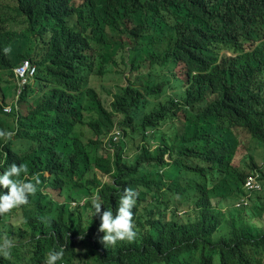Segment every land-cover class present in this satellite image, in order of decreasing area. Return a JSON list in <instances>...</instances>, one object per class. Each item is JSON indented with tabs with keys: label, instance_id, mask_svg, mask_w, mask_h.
<instances>
[{
	"label": "trees",
	"instance_id": "1",
	"mask_svg": "<svg viewBox=\"0 0 264 264\" xmlns=\"http://www.w3.org/2000/svg\"><path fill=\"white\" fill-rule=\"evenodd\" d=\"M24 59L34 83L7 115L12 85L0 86V130L14 133L0 139V173L23 163L40 184L0 216V238L15 245L0 264H45L59 249L57 264H82L87 251L96 264H264L263 217L233 208L247 174L264 178L253 162L264 147V0H0V72ZM114 123L124 138L101 155ZM239 149L247 173L233 164ZM126 187L138 192L137 238L105 246L92 200L115 214Z\"/></svg>",
	"mask_w": 264,
	"mask_h": 264
},
{
	"label": "clouds",
	"instance_id": "2",
	"mask_svg": "<svg viewBox=\"0 0 264 264\" xmlns=\"http://www.w3.org/2000/svg\"><path fill=\"white\" fill-rule=\"evenodd\" d=\"M10 52H11L10 48L5 49V53H10ZM24 62H27V71L25 72L24 76L21 77L18 75L19 72L18 68ZM31 68H33L32 73L30 72ZM35 72H36V65L29 59H24L20 61L12 68V77L15 86V91L13 94V91L11 90V97L13 95L12 99L10 100L9 103L2 106L3 114L7 115L10 114L12 111L14 112L18 109V100L20 98L21 92L25 86H30L34 83ZM14 86L12 85V89ZM5 106H10L11 111L9 113H5L3 111V108ZM114 130H118L120 132V135L115 142H112L110 140V133L113 132ZM13 135L14 133L11 131L0 130V139H3L5 142L11 140ZM103 137H106V142H102L101 138ZM103 137L100 138L101 146L106 148L105 150L107 151L110 148L113 149L114 146L118 144V142L121 139L124 138V135L121 129L118 127V125L114 123L112 128ZM28 172L29 169L26 164L23 163L17 164L14 162L11 165H9L7 169H5L2 173H0V188L7 190L6 194H0V216H6L9 213H11L13 209H17L21 206L29 204V197L34 196L37 193L40 181L38 179L35 182L29 180ZM260 180H261V176H260ZM261 185H262V180H261ZM261 190L259 192H261ZM242 194L243 192L241 186V194H239V197ZM254 194H252L251 198L254 196ZM137 197H138V192L136 190H134L131 187L124 188L123 193L120 196L119 206L116 209L115 214L113 213L112 210L109 209L101 212L102 204L99 202L98 199L92 200V206L95 209V215H99L100 217V224L98 231L104 234L101 242L105 246L114 247L118 242L121 241H128L129 243H131L137 238L136 224L134 222V213H133V209L137 203ZM251 198H250V202H251ZM247 207H245L244 209H246ZM14 246L15 245L12 239L8 237L0 238V256H3L5 259L9 258L11 256V249ZM63 257H64L63 249L54 250L50 252L46 257L45 264H57V261L62 260Z\"/></svg>",
	"mask_w": 264,
	"mask_h": 264
},
{
	"label": "rangeland",
	"instance_id": "3",
	"mask_svg": "<svg viewBox=\"0 0 264 264\" xmlns=\"http://www.w3.org/2000/svg\"><path fill=\"white\" fill-rule=\"evenodd\" d=\"M117 37V35H115V38ZM155 82H158V78H154ZM4 81H7L8 84L9 83H12L11 85L14 86V82H13V77H9L8 76V72L6 71H1L0 72V86L1 87H4L7 83H5ZM106 86L108 88H111L113 90V82L111 81H106ZM92 84H95L97 86L98 84V81H93ZM11 90L13 91V94H14V91H15V86L13 87H10L7 89V91H5L6 93V103H9L10 100L12 99L11 97ZM169 93V91H168ZM168 93L166 92V95H168ZM160 98L162 97H158L157 99L160 100ZM149 100H155V98H149ZM6 123L9 125V126H13L14 125V122L15 120L12 119L11 117H4ZM81 130L83 132H85L86 134V137H89L91 139L95 138L94 134L92 132H89L85 129V127H81ZM89 132V133H88ZM102 139V142H106V137H103L101 138ZM100 149L102 150L99 154H106V153H113V149L110 148L108 149L107 151L105 150L106 148L102 147L100 145ZM245 154H244V151L242 149H239L237 154H236V157L234 158L233 160V164L239 168V169H242L245 173L249 172L250 168H249V162L248 160L244 157ZM253 162L255 164V167H258L260 168V170L264 173V147L262 146H255V153H254V156H253ZM97 177L98 179L101 181V182H110V178L107 176V175H103L101 173H97ZM185 177V176H184ZM182 178H180V182H181ZM262 191L260 192V195H263L264 196V178L262 179ZM228 183L230 184L231 186V179L229 178L228 180ZM239 194V193H238ZM237 194V195H238ZM237 198V196L235 195L234 198H233V202L234 200ZM254 199V198H253ZM252 199V200H253ZM231 201V202H232ZM254 202H255V199L253 201L250 202L249 206L244 210L246 213H247V216L248 218L252 216V214H256L257 216H261L263 217L264 219V211L263 210H260V209H256L254 207ZM226 206H223V208L221 209L222 213L224 214V216H228V212L226 210ZM186 210V208H184V211ZM244 211H240V212H244ZM81 258H82V264H96V258H95V254L87 251V252H84L83 254H81Z\"/></svg>",
	"mask_w": 264,
	"mask_h": 264
},
{
	"label": "built area",
	"instance_id": "4",
	"mask_svg": "<svg viewBox=\"0 0 264 264\" xmlns=\"http://www.w3.org/2000/svg\"><path fill=\"white\" fill-rule=\"evenodd\" d=\"M18 75L23 77L25 72L27 71V62H24L21 66H19ZM31 73L33 72V68H31ZM5 113H9L11 111L10 106H5L3 108ZM120 132L118 130H114L110 133V140L115 142L119 138ZM109 139V138H108ZM262 189L260 174L258 171H253L249 173L243 182L242 192L243 194L236 200L234 203V208L243 209L250 204V198L252 194L259 192Z\"/></svg>",
	"mask_w": 264,
	"mask_h": 264
}]
</instances>
